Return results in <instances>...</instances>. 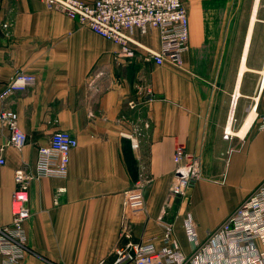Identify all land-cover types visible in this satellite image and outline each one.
Here are the masks:
<instances>
[{
    "label": "crops",
    "instance_id": "obj_1",
    "mask_svg": "<svg viewBox=\"0 0 264 264\" xmlns=\"http://www.w3.org/2000/svg\"><path fill=\"white\" fill-rule=\"evenodd\" d=\"M256 1L184 0L190 50L181 66H158L149 59L160 48L157 29L134 30L141 47L131 45L128 56L43 0H0V94L18 72L36 79L0 99V112H16L27 137L17 151L8 131L0 135V228L12 222L15 171L33 170L38 149L58 131L78 141L65 179L30 185L23 264H112L123 229L136 243L156 236L162 246L178 145L201 167L189 202L177 201L166 216L186 254L195 247L185 213L204 241L264 182V50L255 41L264 21L257 6L251 27Z\"/></svg>",
    "mask_w": 264,
    "mask_h": 264
},
{
    "label": "built area",
    "instance_id": "obj_2",
    "mask_svg": "<svg viewBox=\"0 0 264 264\" xmlns=\"http://www.w3.org/2000/svg\"><path fill=\"white\" fill-rule=\"evenodd\" d=\"M43 1L50 10L64 13L101 38L119 45L122 54L133 56L130 46H140L131 36L134 30L142 35L151 29L159 31L160 48L158 51H149V59L158 66L166 63L181 66L184 55L190 50V21L184 0ZM35 82L33 75L18 72L7 83L0 99L24 92ZM261 89H264V75L261 76ZM233 108L234 104L229 121H232ZM230 129H225L226 139L233 136ZM258 129L264 131V117ZM5 131L9 133L10 146L22 151L27 137L19 127L16 112H0V135ZM130 138L133 147L137 148V140ZM77 147L78 141L74 136L58 131L52 135L48 144L38 149L33 170L19 168L15 171L12 222L0 228V264H23L29 253L25 223L31 217L28 206L30 185L44 178L65 179L69 172L71 153ZM4 154L5 148L1 146L0 166L6 164ZM174 162L176 168L173 180L159 220L164 230L161 239L163 245L156 246V236L136 243L131 240L127 229H123L120 239H125V242L116 248L112 264H264V182L204 241L197 235L192 214L185 213L183 227L195 247L191 254H186L174 237L173 223L168 222L166 216L177 201L189 202L192 184L201 178V167L199 159L188 154L181 145L175 149Z\"/></svg>",
    "mask_w": 264,
    "mask_h": 264
},
{
    "label": "rangeland",
    "instance_id": "obj_3",
    "mask_svg": "<svg viewBox=\"0 0 264 264\" xmlns=\"http://www.w3.org/2000/svg\"><path fill=\"white\" fill-rule=\"evenodd\" d=\"M260 5V8H259ZM258 9H260L259 20L264 21V0L261 2L259 1ZM255 41L257 43V49L264 50V23L258 24L256 31H255Z\"/></svg>",
    "mask_w": 264,
    "mask_h": 264
},
{
    "label": "bare ground",
    "instance_id": "obj_4",
    "mask_svg": "<svg viewBox=\"0 0 264 264\" xmlns=\"http://www.w3.org/2000/svg\"><path fill=\"white\" fill-rule=\"evenodd\" d=\"M257 6H258V0L256 1V5H255V9H254V15H253V19H252V24H251V27L253 26V23H254V21H255V13H256V10H257ZM246 70V66H245V64L243 63V65H242V68H241V74L242 73H244V71ZM263 75H264V71H263ZM231 116V115H230ZM230 118V117H229ZM229 121V120H228ZM232 122V121H231ZM230 132L232 133V130L230 129ZM232 134H234V133H232ZM244 134V132H242L241 134L239 133V134H236V137H237V135H240V136H242Z\"/></svg>",
    "mask_w": 264,
    "mask_h": 264
}]
</instances>
